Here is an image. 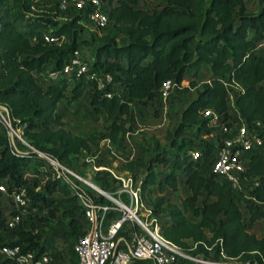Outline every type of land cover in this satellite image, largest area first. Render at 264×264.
Listing matches in <instances>:
<instances>
[{
	"label": "trees",
	"instance_id": "16d2710c",
	"mask_svg": "<svg viewBox=\"0 0 264 264\" xmlns=\"http://www.w3.org/2000/svg\"><path fill=\"white\" fill-rule=\"evenodd\" d=\"M246 1L162 0L159 7L145 8L137 5L138 0H102L109 22L126 40L119 43L110 34L99 36L86 71L78 77L61 74L45 79L42 75L50 65L63 66L77 49L82 11L77 10L78 14L68 21H60L56 12L40 0H0L3 114L12 127L22 125V137L31 146L72 169L82 150L91 151L92 142L108 138L110 154L120 159L121 168L134 180L139 172L144 173L140 194L150 208L149 215L158 218L164 237L193 256L264 264V233L258 236L249 230L256 220L264 219V141L248 155L244 174L248 188L241 204L230 180L213 170L205 172L221 135L200 113L211 107L226 120L234 107L242 121L252 126L259 121L262 126L256 127L264 130V49L259 48L264 38V0H259L256 11H249ZM49 29L50 33L63 35V39L46 41L43 32ZM188 68L193 74L205 68L209 76L197 85L190 82L196 96L180 109L177 124L167 133L172 150L167 153L160 149L155 138L149 148L153 150L151 156L126 154L131 103L144 105L153 100L167 78L179 85ZM93 73L97 77L109 73L112 79L98 88ZM87 84L94 88L90 96L93 109L110 118L98 136L66 128L58 108L68 93L70 99L80 97ZM235 85L238 89L232 103L228 88ZM210 135L216 136V142L208 140ZM197 147L201 149L197 158L187 154L188 149ZM34 159L37 163L30 166ZM95 163L105 165L101 158ZM43 164L49 167L42 170L46 179L41 189L34 190L40 183L26 176L27 169L36 173ZM154 164L169 165V170H155ZM30 179H34L28 191L31 202L45 210L40 217L47 219L57 213L67 216L69 232L77 238L82 236L87 220L73 187L53 177L47 159L27 146L13 152L7 127L0 119V182L6 185L5 191L0 190V229L8 226L7 219L15 213L11 193L27 187ZM93 180L106 190L119 182L103 166L95 170ZM180 182L189 190L183 197L179 196ZM82 187L94 200L110 202L88 185ZM2 195L9 204L3 203ZM201 196L205 198L200 204ZM16 234V240L4 244H23L24 248L36 249L37 256L51 246V240L41 241L32 230L20 228ZM0 264L21 263L0 255ZM56 264H78L74 249L66 262Z\"/></svg>",
	"mask_w": 264,
	"mask_h": 264
},
{
	"label": "built area",
	"instance_id": "2783aa9c",
	"mask_svg": "<svg viewBox=\"0 0 264 264\" xmlns=\"http://www.w3.org/2000/svg\"><path fill=\"white\" fill-rule=\"evenodd\" d=\"M47 5L49 0H40ZM54 1L59 10L74 8L81 10L90 22L95 26L104 27L109 24L108 12L103 8L102 0H51ZM34 8V6H32ZM1 28V21H0ZM45 30L44 38L49 42H60L63 35L59 36ZM88 64L82 61L75 50L71 59L59 68H51L48 72L49 78H56L61 74L68 77H78L86 71ZM91 77L96 78L98 88H103L106 82L111 81L109 73ZM228 85V83H225ZM176 85L173 78H167L160 86V96L166 98L172 88ZM230 87V86H229ZM238 89V86H233ZM229 97L233 99L232 89L228 88ZM111 95L110 92L107 93ZM4 108L0 106L1 120L7 127V133L13 152L20 151L16 139L22 141L29 149L37 152L47 159L51 166L53 177L64 179L74 189L87 220L86 232L80 236L73 249L77 254L78 264H133L139 259H146L150 264H178L179 259L189 258L193 262L205 264H249L233 261L232 259H208L202 256H191L173 241L164 237L160 232L159 220L156 216H150V208L145 206L140 186H133V178L130 172L115 176L119 179L121 187L114 192L101 188L93 183L88 177L74 171L58 160L38 151L22 137V125L14 128L4 116ZM202 117L206 118L207 124L217 127L220 137V145L217 149L212 170L225 176L230 180L234 189L242 190L245 186V169L248 155L251 151L263 144V137L259 133L258 126L248 125L240 121L235 128L229 119H222V115L211 107L201 110ZM235 129V130H234ZM192 158H197L200 151L190 148L187 151ZM88 185L98 194L103 195L110 202L94 200V198L82 187ZM0 190L5 191L6 185L0 182ZM121 192H125L128 200L122 199ZM15 213L7 219V225L14 227L18 225L28 212H35L37 206L31 202V197L26 186H21L11 193ZM144 210V211H141ZM114 213L112 216H109ZM149 215V216H148ZM126 232V233H124ZM225 257V254L221 252ZM0 255L7 256L21 264H48L49 256L43 252L37 256L36 249L24 248L23 244H2Z\"/></svg>",
	"mask_w": 264,
	"mask_h": 264
},
{
	"label": "rangeland",
	"instance_id": "374dc122",
	"mask_svg": "<svg viewBox=\"0 0 264 264\" xmlns=\"http://www.w3.org/2000/svg\"><path fill=\"white\" fill-rule=\"evenodd\" d=\"M247 9L249 11H256L259 8V0H247ZM162 4V0H138L137 5L145 8L159 7ZM47 7L51 8L56 12V17L60 21H68L78 14L77 10L74 8L59 10L54 1H47ZM80 40L78 47L76 49L82 61L87 62L88 67L93 56V46L98 41L99 36L104 34H110L116 38V41L121 43L126 40V36L116 32V29L109 22L108 25L104 27L95 26L85 15H80ZM259 48L264 49V38L259 43ZM50 65L43 73V78L48 79V72L51 69ZM209 73L205 68H201L198 74H193V72L188 68L183 76V79L179 85L172 88L169 95L166 98L156 95V97L149 101L147 104H141L133 101L131 103L132 113L131 117H128L127 125L131 126V129L126 135V154L135 155L141 153L144 157H149L153 154V150L149 149L152 146L153 140L156 138L160 142V149H164L169 153L172 148L169 141L166 139L167 133L171 131L173 126L177 124L180 115V109L190 100L192 97L196 96V88L190 83L195 82V84H200L201 82L208 79ZM90 77V76H88ZM87 77V78H88ZM88 80V79H87ZM72 85V82H71ZM70 88V86H69ZM186 88V89H183ZM236 89L232 88L234 93ZM69 89L67 90V92ZM94 88L87 84L84 89V93L77 98L70 99V93L67 97L59 102L58 108L63 114L64 126L70 129L74 133H79L83 135H96L98 136L104 130L107 124L110 122V118L106 114L96 112L92 105L90 104V96L93 93ZM233 103V99H231ZM1 118V116H0ZM230 122L233 124V128L240 123L241 119L234 107L230 110ZM235 130V129H234ZM259 133L264 136V130H259ZM216 135V134H215ZM208 136L210 142H216V136ZM107 139L98 140L92 142V150L85 151L82 150L76 160L74 171L88 177L93 183L99 185L93 180V175L95 169L91 160L95 163L98 159L103 158L105 153H102L103 147ZM20 148L26 149V145L16 139ZM201 150L200 147H197ZM110 152V150H109ZM216 151H212L210 160L208 161L205 172L212 170V163L215 157ZM120 162L119 158H114ZM37 159H34L30 166H34L37 163ZM44 165V164H43ZM49 168L46 164L39 168V172H32V169H27L28 173L26 176L36 178L40 185L36 186L34 190L41 189L42 184L46 179L43 169ZM154 169L159 171H168L169 165L163 166L160 164H154ZM131 174V173H130ZM132 175V174H131ZM144 173L139 172L138 178L133 179V186L139 185ZM34 179L29 180L27 186L28 191L32 189V183ZM116 187L108 189L118 195L117 191L121 187V183L117 182L114 184ZM100 186V185H99ZM179 196H185L189 190L180 182L178 185ZM247 186H244L242 190L236 189L235 194L242 204L244 202V193L246 194ZM123 200L127 201V196H121ZM204 196L200 197L199 203L201 204L204 200ZM207 199H212L208 197ZM145 206V198H142ZM2 201L4 204H9L10 201L5 199L2 195ZM148 207V206H147ZM8 208L7 211L8 212ZM45 210L42 208L37 209L36 212H28L23 221L20 222L16 227H5L0 229V245L4 243L12 242L17 239V230L24 228L26 230H32L41 241L51 240V246L47 249V255L49 256L48 264H56L57 262H66L68 254L72 252L73 245L77 241V237L69 232L67 226L68 217L57 213L55 216L42 219L40 216ZM144 211V210H141ZM149 216V215H148ZM251 232L260 236L264 233V219L256 220L251 228ZM187 253V252H186ZM191 255L190 253H188ZM193 256V255H191ZM193 261L189 258H181L178 264H189ZM138 264H150V261L143 260Z\"/></svg>",
	"mask_w": 264,
	"mask_h": 264
},
{
	"label": "crops",
	"instance_id": "0c3cea01",
	"mask_svg": "<svg viewBox=\"0 0 264 264\" xmlns=\"http://www.w3.org/2000/svg\"><path fill=\"white\" fill-rule=\"evenodd\" d=\"M104 139H107V140L105 142L103 150H101V151H102V153H105V156H104V154H102L103 158H101V159L105 162V165H99L98 166V165H96V163H94L91 160L94 169L96 170L98 167L103 166L106 169H108L114 176H119V175L124 174L125 172H127V170L121 168L120 162L113 159V156L109 152V140H108V138H104ZM104 139H102V140H104Z\"/></svg>",
	"mask_w": 264,
	"mask_h": 264
},
{
	"label": "water",
	"instance_id": "95a60500",
	"mask_svg": "<svg viewBox=\"0 0 264 264\" xmlns=\"http://www.w3.org/2000/svg\"><path fill=\"white\" fill-rule=\"evenodd\" d=\"M4 108V110L6 111V108L5 107H3Z\"/></svg>",
	"mask_w": 264,
	"mask_h": 264
}]
</instances>
